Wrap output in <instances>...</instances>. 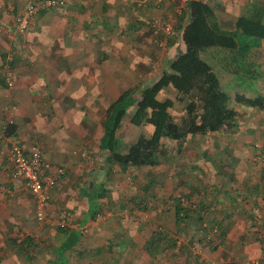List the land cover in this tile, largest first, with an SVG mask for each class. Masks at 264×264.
<instances>
[{"label": "crops", "instance_id": "obj_1", "mask_svg": "<svg viewBox=\"0 0 264 264\" xmlns=\"http://www.w3.org/2000/svg\"><path fill=\"white\" fill-rule=\"evenodd\" d=\"M135 1L138 0H67L68 8L49 10L35 20L29 29L17 33V41L11 46V83H7V86L0 83V244L5 242L1 233L5 228L33 231L39 228L28 224L34 215L30 209L33 203L27 202L30 194L22 180L10 177L11 164L5 155L11 142H19L25 147L35 142L45 159L55 165L67 166L51 190L48 210H59L63 204L71 207L72 215L69 210L66 219L71 217L72 221L65 225L79 228L81 233L71 251L78 249L82 255L87 240L93 245L91 251L97 253V243L106 237L109 239L107 244L117 246L108 254L111 264H185L190 260L193 264V259L203 260L206 264H264V227L253 225L251 231L252 225L245 218L232 222L219 244L225 247V253L215 260L216 252L207 253L204 250L192 251L194 256L188 257L183 252H174L172 258L171 252L162 253L159 247L154 253L153 246L161 242L156 235L157 225L176 231L174 206L157 216L155 213L152 215L149 209L138 210L127 203V197H131L127 188L119 193L113 192L110 198H102L96 217H87L88 204L81 189L87 183L104 180L107 188L112 187L111 173L106 176L105 165L103 171L95 165L84 168L83 164H87L93 154L94 158L103 155L99 145L105 110L121 92L118 86L123 82L118 81L117 72L129 69L143 77L148 68L154 67L162 53L154 50L150 44L154 37L150 20L153 18L158 22L160 31L164 30L163 35L173 36L175 31L172 25L183 7L176 0ZM203 1L213 6L216 13H228L227 21H230L245 9L247 2L255 0ZM10 2L16 10H21L25 0ZM221 20L226 18L222 17ZM179 39L178 36L177 43L174 41L169 49L177 50L180 45L182 51ZM175 56L166 57L165 64L161 63L163 68ZM161 62H164V58ZM4 66L6 64L3 65V73ZM127 73L128 70L120 75L126 76ZM11 123L14 130L7 136L4 130ZM119 132L120 129L117 139ZM98 171L104 174H97ZM12 188L14 196L8 194ZM139 191L142 193L144 190ZM151 193L150 189L145 191L148 200ZM59 227L54 237H59ZM105 230H109V236L105 235ZM37 233L39 240L45 243L53 241L48 238L52 235L46 229L40 228ZM27 236L32 238V247L34 238L30 235L23 239H10H16L19 243ZM154 237L156 240L152 241ZM167 238L171 239L168 234ZM177 243L180 244V241L177 240ZM58 245L57 239L52 257L49 254L42 256L44 264L55 256ZM31 247L27 250L30 251ZM39 252L45 253L47 248L35 254Z\"/></svg>", "mask_w": 264, "mask_h": 264}, {"label": "trees", "instance_id": "obj_2", "mask_svg": "<svg viewBox=\"0 0 264 264\" xmlns=\"http://www.w3.org/2000/svg\"><path fill=\"white\" fill-rule=\"evenodd\" d=\"M27 1L21 10H16L12 5L13 11L17 14L16 18ZM64 1L63 7L41 9L33 18L37 17L38 19L49 10L68 8L67 0ZM177 15L176 21L172 25L175 33L173 36H168L167 42L172 46L174 40L179 36L183 50L167 61L158 78L150 83L143 81L122 90L105 110L103 133L99 146L105 158L106 176L112 172V166H118L121 171L127 172L132 168H148L158 165L160 156L165 151L162 144L164 138L181 146L185 143L187 136L215 132L225 133L227 139L233 141L234 138L231 137L238 131L242 117L237 105L256 107L264 111V67L261 62L264 59V1L247 2L245 9L230 21L221 20L214 7L203 0H185ZM32 22H29L23 31L16 28L18 34L29 29ZM154 29L153 26L152 31ZM153 35L163 38L161 31H159V35L156 33ZM5 61L4 59L2 66L5 65ZM4 69V77L0 78V83L7 86V83H11V81L7 80L8 74L5 66ZM9 76L12 80L11 70ZM166 88H171L175 92V96L160 99V92ZM247 91L254 95H246ZM232 92H235L233 96ZM176 102L184 108L185 116L182 124L173 119L171 109ZM130 109H132V113L128 122L136 128L148 125L151 128V133L149 135L139 134L133 142L127 145L126 150L122 151L117 139V132ZM13 130L14 125L8 124L4 130L5 135L12 134ZM46 161L55 166L51 161L47 159ZM57 166L63 167L65 171V167L61 164H57ZM263 172L254 177V182L243 188L229 186L226 188L227 190H223L225 186L222 183L217 184L216 194L212 196L211 200H206V197L201 195L199 202H193L187 197L186 201H189L185 206L182 202L185 199L176 196V203L173 205L176 230L181 229L182 226L185 227L187 220L196 217L198 226L193 228L194 232L192 231L189 243L193 244L192 239L198 236V241L202 237L206 239L205 242H208L207 244H210L212 249H217L219 242L214 243V240L218 238L221 242L231 226L230 221L226 222L228 216L224 213L235 215L239 211V207L243 205V201L248 200L250 196L254 198L255 204L264 198ZM155 179L152 178L151 182L148 181L145 191L152 187ZM105 183V180L98 183L90 182L81 189L88 204L87 217H96L102 198H110V195H114L113 192H120L107 188ZM127 187L131 188L129 185ZM130 188L129 190H131ZM144 193L143 191L142 194ZM258 193L262 198L258 197ZM175 198L172 199L175 200ZM139 200L140 202L136 203L137 209L146 210L149 201L147 197L141 195V198L135 201ZM213 203H216V206L221 205L224 213L220 216L221 219L212 217L204 222V216H209L211 210H221L220 207H214ZM251 228L253 231L254 226L252 225ZM251 228L249 227V229ZM205 231H210L213 235L207 233L204 235ZM58 232L60 233L57 238L59 245L55 248V256L48 260V264H69L68 254L78 243L81 236L80 230L63 224L58 228ZM178 232L182 233L184 229ZM156 235L161 242L155 247L153 246L154 253L157 251L156 247H159V251L162 253L163 251L170 253L171 250L177 248L185 250L186 256H194L190 244L187 245L188 247L176 246L177 240L168 239L162 229ZM31 240L32 238L29 236L19 243L16 239H10L29 261L34 259L27 250L31 246ZM154 240H156L155 237L152 241ZM113 247H117L116 244L101 245L98 247V253H111ZM175 251L178 250H173L170 253L171 258ZM193 260V264H206L203 260ZM185 264H191V260Z\"/></svg>", "mask_w": 264, "mask_h": 264}, {"label": "rangeland", "instance_id": "obj_3", "mask_svg": "<svg viewBox=\"0 0 264 264\" xmlns=\"http://www.w3.org/2000/svg\"><path fill=\"white\" fill-rule=\"evenodd\" d=\"M135 2H140V0ZM176 2L178 5H184L185 0H176ZM217 14L220 19L224 17L227 20V16L229 18L228 13L217 12ZM16 15L17 14L12 9L10 0H0V78L4 77L2 66L4 59L6 60L4 64L7 66H5V68L11 70L9 67L11 59V46H14L18 37V30H16L15 26ZM36 19L37 17L35 19H31V22L33 21L32 24ZM150 21L152 22L151 29L153 26L155 28L153 32L151 31L152 36L154 33L159 35L160 27L158 22H155L153 18H151ZM163 32L164 30H161L163 38H158L157 36L153 37L152 39L150 35V44L154 47V50L162 53V55L159 57V61L154 63V67L148 68L147 71H145L146 73H144L143 77L133 73L132 71H129V69L117 72L119 74L118 81H123L122 84H119L118 86L121 88V91L126 89L127 86L131 85L133 82H135L133 85H136L139 82H148L151 79L158 78L164 70L161 63L165 64L166 59L177 55L181 51L179 47L180 45L177 47V50L169 49L171 45H169L167 42L168 35H166V37L163 35ZM175 37L177 38V36ZM174 41L177 43V39ZM163 58L164 62H161V59ZM261 62L264 67V59ZM127 70L128 73L126 76L120 75L122 72ZM234 93L235 92H232V96ZM246 95L253 96L254 94H251L249 91H247ZM174 96L175 92L171 88H166L159 94L160 99ZM237 108L242 117L240 118L241 124L238 128V131L233 133L234 135L231 137L234 138L233 141L228 140L225 133L215 132L207 133L206 135L196 134L194 136H187L184 141L185 143H183L181 146L177 145L172 140L164 138L162 140V144L165 151L160 156V163L158 165L148 168H132L127 172L121 171L118 166H112V172L110 175V186H112V190L120 191L124 190L125 188L129 190L130 187L127 186H131V190L128 191L130 192L129 194H131V197H127L129 200L127 203H131L133 208H137L136 203H139L140 200H135L141 198V195L145 196V193L142 194L139 190L143 189L145 192V186L143 184H147L148 181L152 180V178H156V181H154V184L150 188L152 193L150 194V198L147 203V209H149V212H152V215L155 213L157 216L158 214L163 213L165 210H169V207L176 203V196L184 198L185 200H182V202L186 206L189 201L188 199V201H186L187 197H189L193 202H199L201 195L206 197V200H211L212 196L216 194L215 188H217V184L219 183H222L225 186V189L223 190H227L226 188H229V186H231V188H243L245 185L254 182V177L258 176L259 173L264 171V111L251 106L246 107L237 105ZM171 111L173 113V119L179 124H182V120L185 116L183 106L176 102ZM131 113L132 109H130V111H128V113L125 115L123 126L120 128L119 132L118 140L120 149L122 151L126 150L127 145L130 142H133L139 134L144 133L145 135H149L151 132V129H149L150 126L148 125L139 128L131 126L128 122ZM92 140L93 138L91 135V142ZM98 156L94 158L93 154L88 159V163L83 164L84 168H93L95 165L98 169L101 168V170H103V166L105 165L104 155H102L101 158ZM61 165L64 166L66 170L67 166L65 164ZM84 173L85 171L83 174ZM97 174L104 173H100L98 171ZM262 179L264 180V178ZM9 190L10 192H8V194L14 196V189L12 188ZM20 193L21 192H18V194ZM10 195H8V197H11ZM173 197L175 200L172 199ZM254 201L255 200L252 196H250L248 200L243 201V205L239 207V211H237L235 215L232 213H224L221 205L219 206L218 204V206H216L217 204L213 203L214 207H220L221 210H211L210 215L204 216L203 221L206 222L212 217H219L218 219H221L220 216H222L224 213V215L228 216V221L226 222L230 221L231 224L232 222H237L238 219L245 218L248 224L264 227V198H262L259 204H255ZM27 202L28 204L32 203L30 196H28ZM149 202H151V204ZM7 203L10 204L11 201H8ZM30 209L33 211L34 215L33 218L30 219L31 222L28 224L32 225L33 228L39 227V230L40 228L46 229L47 233L52 235V237L48 238H52L53 241L45 243L46 241L39 240L40 237H37L38 229L33 231L22 228H5L4 230H1V233H3V236L5 237V242L0 244V264H44L42 257L43 255L49 254L50 257L54 255L53 248L55 243H57L58 238L54 237V232L57 229V226H61L62 224L72 221V219L70 221L71 217L66 219L68 215L65 217L63 215L64 212H68L69 210L72 215L71 207L65 204L59 208L61 213L55 208H53L51 211L47 210L48 213L43 220H38L36 218L33 205L30 206ZM253 209H258V211H253ZM134 216L137 215L135 214ZM185 225V227L182 226L181 229H177L178 231L184 229V232L180 233L177 230L170 231L165 229L162 225L158 224L156 227V233L160 231L159 226H161L163 232L168 234L171 239L174 238L180 241V244L176 242V246L183 245L188 247L187 245L190 244L189 240L191 238V232L193 231L194 227L196 228L198 226L197 218L192 217L185 222ZM105 231V235L109 236V230ZM206 233L213 235V233L210 231H205L204 235H206ZM26 235H30L34 238L32 247L30 246L31 250L29 251L30 255L34 257V259L31 261H29L15 247L14 243L10 241V238L23 239ZM103 238L104 239L101 241V243H97V248L101 245H107L106 241L109 239L106 237ZM198 238V236H195V238L192 239L193 244H190L192 251L199 252L204 250L207 253L216 252L218 255H215V260L223 255L222 253L224 252L223 250L225 247L220 246L221 244L218 238L214 240V243L219 242L220 244L217 248L218 250L212 249L210 244L208 245V242H205L206 239L201 237L198 241ZM92 246L93 245H91L86 240L83 246L85 247V251H83L82 255L77 251L78 249L70 251V264H111V260L109 259L111 256L108 255L109 253H93L94 251H91L93 249ZM192 247H194L196 250ZM42 248H47V252H39L35 254V252H38ZM173 250H178L175 251V253L183 252L184 256L187 254V252L182 249V251L177 248ZM173 250H171V252ZM38 255H41V257H38Z\"/></svg>", "mask_w": 264, "mask_h": 264}, {"label": "built area", "instance_id": "obj_4", "mask_svg": "<svg viewBox=\"0 0 264 264\" xmlns=\"http://www.w3.org/2000/svg\"><path fill=\"white\" fill-rule=\"evenodd\" d=\"M64 5V0H28L16 18V28L23 31L41 9L63 7ZM6 73L8 74L7 80L11 81L8 68ZM5 155L11 164L10 177L22 180V184L31 196L36 218L43 220L47 215L51 190L60 176L64 174V168L54 166L46 161L40 147L35 142L28 147L19 142H11ZM63 215L65 217L68 212H64Z\"/></svg>", "mask_w": 264, "mask_h": 264}]
</instances>
